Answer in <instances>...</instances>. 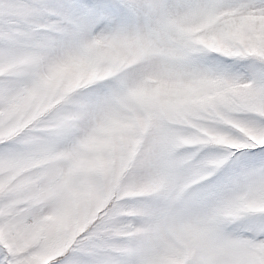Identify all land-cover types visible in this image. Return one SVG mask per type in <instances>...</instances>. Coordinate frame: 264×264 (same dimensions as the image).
<instances>
[{"label":"snow or ice","instance_id":"1","mask_svg":"<svg viewBox=\"0 0 264 264\" xmlns=\"http://www.w3.org/2000/svg\"><path fill=\"white\" fill-rule=\"evenodd\" d=\"M0 264H264V0H0Z\"/></svg>","mask_w":264,"mask_h":264}]
</instances>
